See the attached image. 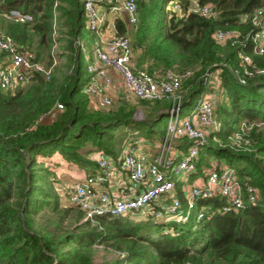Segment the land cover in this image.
<instances>
[{
    "label": "trees",
    "instance_id": "1",
    "mask_svg": "<svg viewBox=\"0 0 264 264\" xmlns=\"http://www.w3.org/2000/svg\"><path fill=\"white\" fill-rule=\"evenodd\" d=\"M82 1L0 0V10L17 7L32 14L28 22L1 23L19 48H30L36 33L38 42L56 43L60 59L48 78L36 73L30 82L0 91V264H264V132H247L248 149L234 150L225 141L239 121L264 120V73L243 83L234 74L238 47L257 66H264V52L253 54L248 42L217 43L211 36L219 27L248 31L250 23L239 22L238 15L264 6V0H198L214 4L213 18L186 10L191 0H176L181 16L169 7L175 0H136L137 19L129 32L135 65L148 72L189 68L183 101L203 87L205 71H218L225 99L215 108L220 128L207 134L199 158L204 161L203 150L211 152L258 191L253 202L244 201L236 210L216 211L218 197L204 201L210 209L194 226L160 221L165 226L155 223L156 230L145 233L142 222L127 214L94 217L100 228L89 218L80 220L81 210L69 201L63 204L57 188L53 154L68 161H83L86 149L115 154L126 135L123 128L115 133L119 127L138 124L149 133L170 106L164 99H139L143 118L135 120V106L128 103L108 111L88 104L82 86L92 33L85 27ZM114 24L116 33L127 29L121 17ZM75 39L82 45L74 46ZM50 109L52 119L41 120ZM61 187L68 200L69 186ZM96 244L119 252L94 260Z\"/></svg>",
    "mask_w": 264,
    "mask_h": 264
},
{
    "label": "built area",
    "instance_id": "2",
    "mask_svg": "<svg viewBox=\"0 0 264 264\" xmlns=\"http://www.w3.org/2000/svg\"><path fill=\"white\" fill-rule=\"evenodd\" d=\"M82 7L85 27L92 33L90 52L85 56L88 79L82 86L89 100L99 107L111 105L112 99L108 94L111 79L107 74V68L111 67L121 75L127 93L144 100L164 99L170 102V106L163 134L154 152L139 150L138 139L134 137L126 139L117 157L97 152L95 170L69 186L68 201L90 220L99 215L139 212L150 205V211L161 217L162 222L177 223H188L191 217L195 222L203 218L210 209L204 201L213 197L221 201L215 208L219 212L239 209L244 201L253 202L256 199L254 187L239 180L233 165L217 158H209L207 163H203L199 158L200 148L207 143V134L220 128L215 108L224 95L218 71L203 73V87L197 93L195 105L190 113L180 117L182 82L190 76L191 70L166 68L148 72L132 62L129 32L137 19L136 0H83ZM169 7L177 16L183 15L176 0L170 1ZM186 10L206 18L217 15L212 2L201 4L198 0H191ZM108 12L114 17L106 18ZM122 13L127 29L116 33L114 21ZM0 16L15 23L32 20L29 11L17 7L0 10ZM238 21L249 22L251 28L241 32L238 28L219 27L211 34L213 40L238 45L248 42L251 53L263 54L264 6L240 13ZM104 28L113 31L105 35ZM79 45H82L81 41L75 39L74 46ZM56 52L57 45L52 42L50 64L44 65L32 48H19L0 29V91L26 84L36 73L48 78L53 65L60 61ZM236 56L239 64L234 74L240 83L245 81V77L264 73V66L254 65L251 54L241 47L237 48ZM55 107L61 108L62 104L56 101ZM251 128L264 131V120L239 122L231 131L227 145L234 150L248 149L247 132ZM179 139L184 140L183 146L178 143ZM120 175L124 176L126 183L116 195L103 184L111 181L121 184ZM162 195L170 196V201L159 202Z\"/></svg>",
    "mask_w": 264,
    "mask_h": 264
},
{
    "label": "rangeland",
    "instance_id": "3",
    "mask_svg": "<svg viewBox=\"0 0 264 264\" xmlns=\"http://www.w3.org/2000/svg\"><path fill=\"white\" fill-rule=\"evenodd\" d=\"M100 3L104 4L103 1H100ZM2 22H7V20H5L3 17L0 16V29L3 30L4 27L1 24ZM32 35L33 36H32V42H31L30 48H32L34 50L37 58L44 65L50 64V53L49 52H50L51 45L46 43V42H44V43L38 42V36L36 33H33ZM89 44L90 43L87 40H85V46L89 47ZM90 46H91V44H90ZM196 96H197L196 94H193L191 96L190 101H183L181 108H180V117L187 115L188 113L191 112V108H193V106L195 105V102H196ZM223 100L225 101V99L223 97H221L220 102L222 103ZM114 102H115V100H112L111 105L108 106V108H104L102 110L108 111L109 109L116 107L117 105L114 104ZM140 102L141 101L139 99H135L132 96H130L126 101H124V103H128L131 106L133 105V106L141 108ZM220 102H219V104H220ZM52 117H53V110L50 109L48 112H46L42 116L41 120L49 121L50 119H52ZM165 122H166V115H163L156 121L155 128H157V130L159 132H161L165 127ZM239 122H241V121H239ZM135 126H138V124H134V127ZM236 127L237 126H234L233 129H235ZM121 128L122 127H119L117 129V131H115V133H117L118 130H121ZM122 132H124V131H122ZM125 132H127V134L130 135L132 133V128L126 129ZM142 133H144V132H142ZM151 133L152 132L149 133L151 140L157 141V138H156L157 135L155 134V132L152 134ZM228 140H229V138H226L225 141H228ZM116 142H117V140H116ZM93 151H95V150H93ZM91 153H92V151L87 152V149H86V152H84V154H83V156H84L83 161L78 160V159H76L75 161H68L67 159H62L58 153L53 154L52 158L55 159V161L53 162L54 163V169L56 170L57 176H58L59 181H60V183H58L59 185L57 186V188L60 192V199H61V202L63 204H68V200L65 197V194L63 193L61 186H65V185L70 186L74 182V179L71 177L77 175L80 172L78 168L83 166V164L88 165L91 163V161H92V159L90 158ZM202 153H204V155H205V156H203L205 158L203 162H205L206 159L208 160L209 158L213 157V154L211 152H205L203 150ZM212 159H214V158H212ZM46 163H49V162H46ZM206 163H207V161H206ZM233 163H237V162L234 161ZM189 179H191V178H189ZM256 192L258 193L257 189H256ZM169 201H170V196L164 197L162 195L159 197V202H161V203H167ZM142 209H143V211H142ZM142 209L139 212H130L127 214L128 216H130V218H132V220H134L136 222H142L143 227L140 229V231L142 233H145L146 230L147 231H155L157 228L155 223L159 222L158 224L160 226L164 225V224H160V221L162 220L161 217L155 216L152 213V211H150V205H146ZM81 219H85V216L83 213H81L80 220ZM90 222H91V224H96V225L98 224L97 221H95V220H91ZM194 224H195V221H194L193 217H191L187 225L188 226L189 225L194 226ZM97 226H98V228L101 227L100 225H97ZM153 235L154 234H151V236H153ZM118 252H119L118 250L111 248V247L109 248L108 246H104V244L103 245L102 244H96V245H94L93 257H94V260H100L102 258L112 257V256H114V254H118Z\"/></svg>",
    "mask_w": 264,
    "mask_h": 264
},
{
    "label": "crops",
    "instance_id": "4",
    "mask_svg": "<svg viewBox=\"0 0 264 264\" xmlns=\"http://www.w3.org/2000/svg\"><path fill=\"white\" fill-rule=\"evenodd\" d=\"M119 16L124 20V13H122ZM112 17H114L113 14H111L110 12L106 13V18L111 19ZM112 31L113 30H111L109 28H104V31L103 32H104L105 35H109V34H111ZM133 54L134 53L132 52V57H133ZM132 60H133V58H132ZM132 62L134 63V61H132ZM86 73H87V71H86ZM107 74L110 76V79H111V84H110V86L108 88V94L110 95V97H111L112 100H115L114 104H117V105L122 104L130 96L134 97L132 94L126 92L125 87H124V83H123V80H122V77H121V75L117 71H115L111 67H108L107 68ZM134 98L135 99H138L136 97H134ZM87 99H88V104L92 108H94V109H104V108H108V107H99V106L95 105L93 102H91L89 100L88 96H87ZM132 118L135 119V120L136 119L138 120V119H142L143 118L142 111L140 110L139 107H136L135 106V109H134V111L132 113ZM122 128L124 129V131L127 129V128L125 129L124 127H122ZM131 128H132V133L129 135V134H127V132H125L126 135H125V138L122 141L121 147L119 146L120 148H117L116 149L115 154H110V153H108V152H106L104 150H99V149H96L95 151H92V153L90 155L91 156L90 158L92 159L91 163L88 164V165L83 164V166H81L80 168H78L80 172L77 175L72 176L71 178H73L74 181L75 180H80L84 176H86V175L90 174L92 171H94L95 170V157H96L97 152H99V151H102V152H104L106 154H110L113 157L119 156L121 154V152H122V149L124 147V144L126 142V139H128L130 137H134V138H137L138 139V142H139V150H142V151H146L148 153H151V152H154L157 149L158 142H159V138L163 134L162 132L164 131V129L161 132H159L157 130V128H155V125L152 126L153 129L150 132H152V133L155 132V134L157 135V137H156L157 138V141H152L151 140V137H150V134H149L150 132L149 133H145L141 129H138L137 126H135L134 128L133 127H131ZM131 128H129V129H131ZM142 132H144V133H142ZM178 143H180V145L183 146L184 140L183 139H179ZM120 178H121V182H120L121 184H116L115 181L114 182L111 181V182L104 183L103 186L106 189H108L109 191H111L112 193L118 195L121 192V190H122L123 184L126 183L125 178H124L123 175H120Z\"/></svg>",
    "mask_w": 264,
    "mask_h": 264
}]
</instances>
